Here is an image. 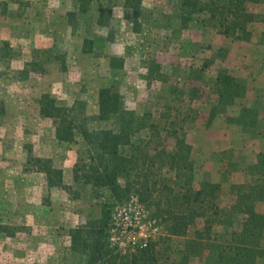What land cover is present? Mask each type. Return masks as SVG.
<instances>
[{
    "label": "trees",
    "instance_id": "16d2710c",
    "mask_svg": "<svg viewBox=\"0 0 264 264\" xmlns=\"http://www.w3.org/2000/svg\"><path fill=\"white\" fill-rule=\"evenodd\" d=\"M94 0H80V12H87ZM144 0H125L132 12L134 30H140L141 7ZM264 0H175L180 29L191 21L215 29L234 41H252L251 22L264 23V12L255 5ZM71 24L76 27L77 13L69 12ZM112 9H100L97 24L110 27ZM116 31L108 28L106 40H113ZM96 41L84 38L85 53L97 52ZM10 44L5 42L0 54L8 55ZM116 58H111L117 66ZM56 61L62 71H68L67 56L54 51L37 50L34 59L25 62L19 73L26 79L31 72H45V63ZM210 62L207 63V65ZM121 65V64H120ZM213 86L218 96L209 119L223 116L225 124L236 131L264 139V96L258 87L257 95L246 101L247 87L228 70L221 69ZM40 115L51 118L54 138L59 143L72 144L82 136L86 155L79 158L73 169V180L106 188L115 199L123 200L132 193L151 207L164 224V231L149 242L147 247L121 254L111 245V206L106 204L91 214L84 224L70 229L71 250L87 257V264H191L192 258L208 253V264H264V149L251 160L240 162L223 151L221 161L230 176L224 182L209 174L195 181V164L191 158L192 145L187 141L183 122L170 116L165 122L147 123L143 116L128 110L125 96L115 84L99 89L98 114L87 113V103L76 100L72 105H61L51 93L45 92L37 100ZM239 105L234 114L228 106ZM112 120V127L96 126ZM149 130L145 135L141 132ZM172 136L174 146L168 148L166 139ZM235 148H231L234 152ZM228 152V153H227ZM242 156V155H241ZM246 156V155H245ZM244 159V156H243ZM227 161V162H224ZM39 168L46 173L48 187L64 186L63 170L56 168L51 158L36 157ZM235 170L243 171L246 180H232ZM173 172L183 179L178 188L173 184ZM230 174V175H229ZM232 201L222 204L225 184ZM200 223V224H199ZM196 226L192 236L191 226Z\"/></svg>",
    "mask_w": 264,
    "mask_h": 264
},
{
    "label": "rangeland",
    "instance_id": "374dc122",
    "mask_svg": "<svg viewBox=\"0 0 264 264\" xmlns=\"http://www.w3.org/2000/svg\"><path fill=\"white\" fill-rule=\"evenodd\" d=\"M36 1L33 0L34 3ZM16 2L0 0V8L8 7L9 12H12V6L18 7ZM174 2L159 0L155 5L152 0L143 1L138 31L141 34L132 35L133 44L130 49L135 58L131 65L135 71L133 75L142 81L143 89L123 94L121 89L125 87L126 73L125 68L120 66L122 56H112L116 58L118 67L111 74L100 69V77L98 75L96 79L105 87L117 85L125 96L126 108L135 111L137 116H143L145 112L152 114L151 117L143 116L147 123L156 120L165 122L167 116L183 122L187 141L193 147L191 158L195 164V181L210 174L214 180L224 182L230 176L225 172L226 164L221 161V153L230 151L229 156L238 160L242 168L246 161L264 149V139L250 134L245 136L234 127L229 129L231 127L225 124L223 116L212 121L209 119L212 106L218 102L213 83L219 70L225 68L246 85V101H251L257 95L258 87L262 88L264 96V23L255 22L251 25L254 37L250 42L225 39L215 29L205 27L196 20L190 23L193 25L191 31H188L190 24L181 30ZM254 7L264 12V3ZM129 12L134 30L130 9ZM91 18L96 21L95 17ZM199 23L206 28L205 32L197 29ZM119 26V19L111 18V30L117 31ZM110 27H90L91 33L96 34L100 42L94 55L106 52L101 46ZM19 53L18 50L11 51L5 55L9 57L7 60L0 61V85L6 86L9 92L15 86L10 80L13 77L20 78L19 72L24 68L14 67L13 57H19ZM143 66L145 69H141ZM189 79H193V82L189 83ZM36 83L39 85V82ZM78 89L77 98L70 93V97L60 100L61 105H72L76 100L84 101L87 103L88 115L96 116L97 100L91 97V87L83 84V88ZM227 108L230 114H234L239 105ZM261 116L264 121V112ZM11 122H14L13 116L0 111V264H87L85 254L71 250L70 229L86 223L96 210L99 214V207L106 204L111 206L112 212L125 206L139 208L143 210L146 221H156L164 231V224L154 217L153 209L138 194L132 193L118 200L109 189L73 180L76 162L86 155L82 136L78 135L77 142L72 144H54L51 118L36 117L31 129L14 128L7 131ZM111 123L112 120L107 123L98 122L96 126L112 127ZM147 132L149 130L141 134ZM175 142L172 136L166 139L170 149ZM232 147L236 149L234 152L231 151ZM36 157L51 158L54 166L63 170L64 186L67 187H48L46 173L39 168ZM168 176L173 177L172 182L176 188L183 184V179L176 177L173 172ZM231 178L236 182L246 180L241 170H235ZM228 190L229 183L225 184L222 204L232 201L233 197ZM21 204L24 208H21ZM195 229L194 225L190 227V236ZM117 251L121 254L131 253L129 250ZM210 257L206 252L192 258L191 264H208Z\"/></svg>",
    "mask_w": 264,
    "mask_h": 264
},
{
    "label": "crops",
    "instance_id": "0c3cea01",
    "mask_svg": "<svg viewBox=\"0 0 264 264\" xmlns=\"http://www.w3.org/2000/svg\"><path fill=\"white\" fill-rule=\"evenodd\" d=\"M124 1L94 0L87 12L79 11L80 0H37L35 3L33 0L32 2L30 0L25 2L17 0L15 4L18 7L14 8L16 6H12L14 9H11L12 12H9L8 7L0 8V48L3 43L8 42L10 51L18 50L21 52L19 57H13L15 58L13 62H15L14 67L16 69L24 67L25 62L33 60L34 52L37 50L64 53L67 56L69 66L68 71H62L58 62L48 61L45 63L47 68L45 72H31L26 79L13 77L10 80L15 85L12 92H9L6 86L0 85V111L9 113L14 118V122L9 123L10 128L7 131L14 128L17 130L32 128L36 117H41L37 100L45 92L54 95L61 104L60 100H63L64 97H70V93L71 96L77 98L79 95L77 91L80 90H77V87L82 89L83 84H85V86L91 87L89 89L92 92L91 95H93L91 97L96 98L97 109H99V89L105 86L102 83L99 84L100 81L96 78L98 75L100 77V69H104V72L111 74L112 70L118 67L112 65V56H122L120 66L125 68L124 72L126 73L125 87L121 89L123 94L125 92L133 93L135 89H143L142 81L139 80L138 76L133 75L134 70L131 65H133L135 58L130 53L133 44L132 35L138 36L141 32L133 30V21L128 16L130 12L125 7ZM152 1L157 5L159 0ZM104 7L112 9V19H119L120 26L113 40L103 39L101 47L106 51L105 53L98 56L93 53H85L83 50L85 37L94 39L96 50L99 48L100 42H98L97 35L92 34L90 31L91 26L92 28L93 26L98 28L99 25L97 19L93 21L91 17L98 18L100 9ZM70 11L77 13L76 27L74 28L69 17ZM254 23L249 24L251 31V25ZM198 25L197 29L205 32L206 28L200 23ZM150 28L152 29V27ZM188 28V31H191L193 25L190 24ZM225 39L230 38L225 37ZM241 46L243 47L244 44L242 43ZM8 58L0 54L1 62ZM262 64H264V60ZM141 69H145V67L143 66ZM80 81L83 82L79 83ZM36 82H39V85H36ZM190 82H193V79H189ZM93 85L96 86L93 87ZM86 97L89 98V95L87 94ZM53 142L59 144L55 138H53ZM27 206L30 205L27 204ZM22 207L24 208L21 204ZM50 233H52V230Z\"/></svg>",
    "mask_w": 264,
    "mask_h": 264
},
{
    "label": "built area",
    "instance_id": "2783aa9c",
    "mask_svg": "<svg viewBox=\"0 0 264 264\" xmlns=\"http://www.w3.org/2000/svg\"><path fill=\"white\" fill-rule=\"evenodd\" d=\"M111 245L123 251H135L147 247L149 242L162 233L156 221H146L143 210L125 206L111 214L109 230Z\"/></svg>",
    "mask_w": 264,
    "mask_h": 264
}]
</instances>
